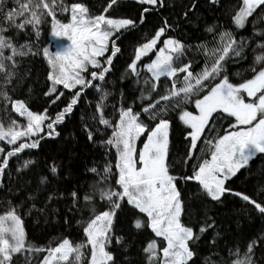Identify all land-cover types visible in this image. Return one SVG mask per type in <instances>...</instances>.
<instances>
[{"label":"snow or ice","instance_id":"snow-or-ice-1","mask_svg":"<svg viewBox=\"0 0 264 264\" xmlns=\"http://www.w3.org/2000/svg\"><path fill=\"white\" fill-rule=\"evenodd\" d=\"M117 2L108 0L103 11L94 14L84 2L0 0V102L5 111L10 103L11 111L22 118H12L7 125L0 122V202L7 204L0 214V264H131L127 255L121 260L112 251L113 242L123 252L132 243L116 229V217L125 207H130L137 233L149 229L154 234L142 247L144 264H197V257L200 264H264V227L243 241L229 240L227 225L218 214H210L212 208H223L229 193L251 206L233 213L237 229L241 214L252 219L249 211L264 221V180L255 196L227 185L264 155V0H242L231 16V28L205 24L203 31L211 39L194 44L166 36L179 25L163 17L154 34L134 47L119 76L121 83L130 79L138 86L139 95L131 102L109 76L121 52L117 41L123 32L144 24L146 14L176 7L177 0L167 5L165 0H136L143 6L138 18L105 15ZM207 3L221 6L220 0ZM180 7L179 18L194 23L190 13L195 15L197 0H181ZM46 24L54 50L51 41L42 47L39 43ZM248 25L250 34L238 35ZM189 52L202 57L200 68L192 66ZM30 56L42 57L47 65L43 95L49 103L55 104L67 90V100L54 116L47 108L34 111L25 99L11 96L31 77L32 69L25 65ZM229 61H244L247 67L233 73ZM241 71L248 75L234 81L232 76ZM162 77L166 82L157 93ZM88 90L98 98L87 100ZM81 100L91 109V124L84 123L83 129L90 142L105 150V162L102 168L94 164L87 169L95 177L87 191L81 193L74 185L65 193L59 182L71 172L62 161L45 159L41 169L36 155L24 153L39 149L45 137L60 136L57 125ZM109 107L112 116L106 114ZM173 114L183 126V151L174 152L171 146ZM112 149L114 165L107 159ZM190 183L195 191L186 198L183 189ZM65 200L64 223L68 225L69 213L78 215L75 223L83 238L73 242L64 237L55 246L28 241L18 210L23 208L26 216L35 213L37 222L57 223L59 203ZM197 214L198 226L184 222L185 216ZM205 235L209 251L201 256L197 245Z\"/></svg>","mask_w":264,"mask_h":264},{"label":"trees","instance_id":"trees-1","mask_svg":"<svg viewBox=\"0 0 264 264\" xmlns=\"http://www.w3.org/2000/svg\"><path fill=\"white\" fill-rule=\"evenodd\" d=\"M68 3L71 2H84L94 14H99L103 11V8L107 6L108 0H67ZM168 0H165L167 5ZM181 0H177L176 7L169 8L167 6L158 9L157 11L150 12L146 14L147 18L145 23L137 25L135 30H129L123 32L117 44L121 47V52L117 54L114 58V65L110 78L114 81L115 87L117 89L123 88L124 94L127 102H131L135 96L139 95L138 86H133L132 81L125 80L123 83L119 81L120 74L124 71L126 64L130 62L132 56L134 55V47L138 43H142L145 37H150L154 34V30L160 25L163 17H169V22L179 25L178 27L170 30L166 33V36H172L179 39L185 43H196L205 39H211L210 34H206L203 29L205 24H211L217 22L223 25L225 28H231V16L238 9L242 0H220V7H213L207 3V0H197V8L195 9V15L190 13V16L194 23H187L185 20L179 18V13L181 11L180 7ZM183 4H188L189 0H182ZM143 6L136 3L133 0H118L117 4L109 8V11L105 15H109L113 18H138L141 8ZM67 15V14H65ZM198 17V19H197ZM63 19V17H60ZM50 19V18H49ZM251 19V18H250ZM123 31V30H122ZM50 25L42 26V35L40 37L41 47L48 44L51 41V36L49 35ZM251 32V25L246 26L244 29L239 30V34L248 35ZM25 37L21 34V42ZM163 39V37H162ZM188 58L192 59L193 67L200 68L202 66V57L199 55H194L192 52L188 53ZM25 65L30 66L32 69L31 77L26 80L21 86L17 87L15 92L11 93L13 99H25L31 110L43 111L45 108L48 109V115L54 116L55 112L64 106L67 100V90H64L66 95L61 97L55 104L49 103V97L43 95L47 88L46 72L47 65L43 61L42 57H28L25 61ZM229 70L231 72H236L242 67L246 68L247 63L241 61L239 63H233L229 61ZM183 75V74H181ZM248 75L247 71H241L240 76H232L234 81H239ZM134 79V78H133ZM166 82V78H161V83L158 85L157 93L163 91V83ZM170 84V81L167 82ZM29 84H31V92L28 91ZM110 89L112 85L108 86ZM157 93H153L155 96ZM93 92L88 90L87 100H94ZM110 99H115L111 97ZM139 101L136 102L137 106ZM91 109H89L87 101L81 100L78 105L74 108L73 114L66 117L65 121L57 125V130L60 132V136L55 139L45 137L41 141V146L36 150H25L24 155L33 154L36 155L40 161V168H43V163L45 159L56 157L62 161L65 169L70 170L71 175L67 179H63L59 182L60 188L67 193L74 185H76L80 192L83 193L89 188L95 177L92 173L88 172V168L94 164L98 167H103L105 162L104 149L90 142L87 138V134L83 129L84 123L91 122L88 120ZM83 114L84 120L80 119ZM106 114L112 116V109L109 107L106 109ZM15 118L21 120L17 117L16 113L11 111L10 103L7 106V111H5L4 105L0 102V122L7 125L10 119ZM115 118V117H112ZM226 126V125H225ZM103 127V126H101ZM94 136H99L98 133H94ZM170 140L173 151L176 152L177 149L183 151L184 141H183V126L175 119L174 114L172 115V123L170 126ZM3 146V143H1ZM115 150L112 149L108 153L107 159L111 161L114 165L115 160ZM14 159V158H13ZM264 170V155H258L250 162V166L241 169L237 176L231 178L227 181V185L236 190L242 191L249 195H256V189L259 186V182L264 180V176L261 175V171ZM195 184L190 183L187 187L183 189L184 195L187 198L190 191H195ZM14 201H18L17 197L13 198ZM224 206L223 208L217 206L211 209L210 214H218V220L223 221L227 225L228 238L239 239L241 241L253 237L258 234V230L264 227V221H261L254 211H249V216L252 217L251 220L246 219L242 214L240 219L242 221L241 228L237 229V226L233 221L236 219L233 213L238 209L249 208L250 205H246L238 197H235L229 193L224 195ZM67 201H61L59 203L60 207V218L57 223L44 224L41 219L37 222L36 214L24 215V209L21 208L20 212L26 236L28 241L33 242L36 245H45L49 243L52 246L62 238L68 237L73 242L82 239V230L75 223L79 216L68 214L69 223L65 225L64 223V205ZM26 207V206H25ZM7 209V204L0 202V214H2ZM132 212L130 207H125L123 211H120L116 217V229L119 234L124 235L127 240H131V246L127 252H123L121 247L115 246L113 242L112 251L115 253L117 258L123 260V257L127 255L131 264H144L142 247L146 245L147 241L153 238V235L149 229H145L136 232L131 226ZM184 222L198 226L199 214L194 217L185 216ZM157 239V238H156ZM126 240V242H127ZM207 240V235L202 239L197 245V251L202 256L209 251L204 241ZM42 258L43 254H39ZM15 259V258H14ZM197 259V264H200L199 258ZM35 264V261H33Z\"/></svg>","mask_w":264,"mask_h":264},{"label":"rangeland","instance_id":"rangeland-1","mask_svg":"<svg viewBox=\"0 0 264 264\" xmlns=\"http://www.w3.org/2000/svg\"><path fill=\"white\" fill-rule=\"evenodd\" d=\"M133 1H136V0H133ZM51 42L52 43H51L50 47L52 48V50H54L55 41H54V39L52 37H51ZM143 60L145 62H147L148 58L147 57H144ZM21 120H22V118H21ZM143 139H144V137H141L140 140L138 141V147H141L142 146ZM1 143H3V142H0V146H1ZM157 240H159V238H157Z\"/></svg>","mask_w":264,"mask_h":264}]
</instances>
